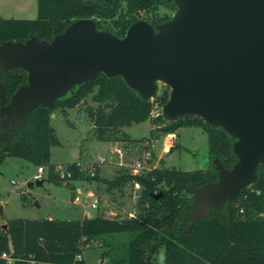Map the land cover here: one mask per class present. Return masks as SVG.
<instances>
[{"label":"trees","instance_id":"obj_1","mask_svg":"<svg viewBox=\"0 0 264 264\" xmlns=\"http://www.w3.org/2000/svg\"><path fill=\"white\" fill-rule=\"evenodd\" d=\"M37 6L35 19L0 17V44L8 40L25 42L33 36L50 41L81 18L94 19L98 29L124 37L133 23L143 19L156 25L170 19L177 10V5L168 0H37ZM160 7H168L173 13L161 15ZM142 12L151 15L142 17ZM0 82L9 102L15 91L28 83V74L23 69H0ZM170 91L163 86L153 99H144L122 77L102 73L93 81L74 87L53 105L37 107L20 127L8 131L0 123V165L7 157H22L45 167L49 179L58 184L86 179L79 162L67 164L70 177L64 178L56 171L58 166L51 163V148L61 145L51 124L53 112L61 110L68 119V109L81 108L82 99L90 95L93 104L82 110L93 122L98 140L138 142L124 128L150 120L155 103L163 107ZM154 123L157 124L154 130L159 128L165 134L182 127L201 128L208 136L211 167L199 170L156 167L147 175H125L110 182L135 180L145 187L142 197L148 201V207L145 213L133 218L12 219L6 223L7 228L0 223V264H86L83 259L76 261V256L93 240L101 238L110 248L102 257L115 252L112 264H264V163L255 183L222 208H210L208 218L190 227L191 212L183 214L182 192L193 195L194 202H188L189 208L194 207L196 196L192 189L219 179L214 160L219 159L228 169L238 160L233 152L235 139L196 116L169 121L161 115ZM89 180H102L100 167ZM159 193L160 198L153 197ZM124 233L129 240L123 246L106 239ZM3 253L14 261L9 263Z\"/></svg>","mask_w":264,"mask_h":264},{"label":"water","instance_id":"obj_2","mask_svg":"<svg viewBox=\"0 0 264 264\" xmlns=\"http://www.w3.org/2000/svg\"><path fill=\"white\" fill-rule=\"evenodd\" d=\"M168 1L177 5L170 19L139 20L124 37L81 18L50 41L33 36L0 44V69L28 74L9 102L0 82V123L8 131L20 127L37 107L102 73L122 77L144 99L170 88L162 109L167 120L196 116L235 139L233 167L215 159L218 181L192 189L193 227L255 183L264 163V0Z\"/></svg>","mask_w":264,"mask_h":264},{"label":"rangeland","instance_id":"obj_3","mask_svg":"<svg viewBox=\"0 0 264 264\" xmlns=\"http://www.w3.org/2000/svg\"><path fill=\"white\" fill-rule=\"evenodd\" d=\"M161 15L172 14L168 7H160ZM174 14V13H173ZM172 14V15H173ZM151 13L142 12V17H150ZM38 16L37 0H0V17L17 19H35ZM163 86H160L161 93ZM93 104L91 96L82 99L81 108L68 109V119L61 110H55L51 115V124L55 128L61 145L51 148V163L66 169L71 162H80L89 166H100V181L88 180L91 187L100 198L97 212L91 213V209L75 205L72 202L73 185L66 181L58 184L49 179L48 170L43 174L45 182L42 186H29L34 182V175L38 166L22 157H7L0 165V223L5 225L12 219H44L54 217L59 220H77L84 217V212H90L93 217L106 218H133L145 213L148 201L142 197L145 187L138 181L128 180L123 183L115 182L118 177L125 175H147L153 168L152 156L146 153L147 137L151 136V126L157 127L154 119L142 123H135L124 128L138 142H119L121 152H114L116 142L100 141L93 130V122L82 108ZM152 124V125H151ZM159 129V128H158ZM153 129V136L159 130ZM142 140V141H141ZM150 141V139H148ZM178 148L166 156L165 165L162 167L176 168L178 170H199L211 167L209 158L208 136L199 127H182L178 129ZM141 143H145L144 145ZM118 151V150H117ZM156 155L162 151L155 147ZM123 153V156H121ZM116 156V157H115ZM118 157V158H117ZM111 182V183H110ZM85 185V183H82ZM182 211H193L189 208V202L194 198L187 191L182 192ZM189 201V202H188ZM129 235L115 234L106 238L115 245L123 246L128 242ZM110 250L103 238L96 239L86 247L83 252V260L86 264H112L111 256L115 252L102 257V253ZM160 258L163 259V250Z\"/></svg>","mask_w":264,"mask_h":264},{"label":"built area","instance_id":"obj_4","mask_svg":"<svg viewBox=\"0 0 264 264\" xmlns=\"http://www.w3.org/2000/svg\"><path fill=\"white\" fill-rule=\"evenodd\" d=\"M162 109L163 107H160L159 104L155 103L154 108L151 112V117L158 118L159 116L163 115ZM146 156L149 158L151 156V153L148 151L146 153ZM80 166H81L80 170L84 173V175L87 178L70 182V184L72 182L77 183V184H74L72 187L73 189L72 202L75 205L84 207V209L90 208L91 213L97 212V210L99 209V205H100V198L98 194L96 193V191L91 187L88 180L89 178H93L97 175V170H98V167L100 166L94 163L89 166L80 164ZM45 171H46L45 167L39 166L37 173L34 175V181L42 180L43 174L45 173ZM56 171L60 174L62 178L70 177V174L67 173V170L66 169L63 170L61 166H58ZM82 183H85V185H83ZM91 213L84 212V217L92 218L93 216L91 215ZM2 257L7 259L9 263L14 261L13 258L8 253H3ZM82 259H83L82 254H79L76 256L75 260L80 261Z\"/></svg>","mask_w":264,"mask_h":264},{"label":"crops","instance_id":"obj_5","mask_svg":"<svg viewBox=\"0 0 264 264\" xmlns=\"http://www.w3.org/2000/svg\"><path fill=\"white\" fill-rule=\"evenodd\" d=\"M149 121H151V120H149ZM154 128H155V126L152 125L150 128L151 136L150 137L148 136L146 139H147V142H149L147 144V146H148L149 152L151 153V156H152V163L151 164H152L153 168H156V167H162L161 165H165L166 156L171 155L179 146H178L177 141H176L177 137H178V130L176 132L168 133V134H165V133H162L159 131L152 138ZM179 129H181V128H179ZM148 139H150V141H148ZM118 143L119 142H116V146L114 147V150H115L114 152L120 153L121 149L118 148ZM142 144L144 145L145 143H141V145ZM156 146H159L161 151H162L160 154H158V156L156 155V151H155ZM121 156H123V153H121ZM79 163L81 164V161ZM49 218L55 219L54 217H49Z\"/></svg>","mask_w":264,"mask_h":264}]
</instances>
